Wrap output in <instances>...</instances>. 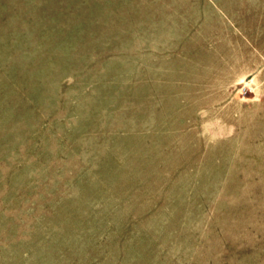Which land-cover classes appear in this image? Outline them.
<instances>
[{
    "label": "rangeland",
    "instance_id": "374dc122",
    "mask_svg": "<svg viewBox=\"0 0 264 264\" xmlns=\"http://www.w3.org/2000/svg\"><path fill=\"white\" fill-rule=\"evenodd\" d=\"M0 264H264V0H0Z\"/></svg>",
    "mask_w": 264,
    "mask_h": 264
}]
</instances>
